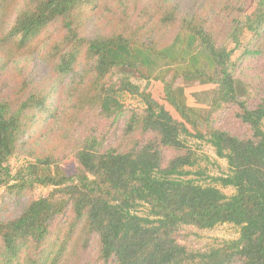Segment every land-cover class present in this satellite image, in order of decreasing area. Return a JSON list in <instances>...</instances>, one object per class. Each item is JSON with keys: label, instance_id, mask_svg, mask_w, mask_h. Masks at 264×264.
Returning <instances> with one entry per match:
<instances>
[{"label": "trees", "instance_id": "obj_1", "mask_svg": "<svg viewBox=\"0 0 264 264\" xmlns=\"http://www.w3.org/2000/svg\"><path fill=\"white\" fill-rule=\"evenodd\" d=\"M247 33L242 59L264 57V0H0V57H38L48 73L0 96V264H264V94L251 100L254 77L233 58ZM159 63L167 69L152 76ZM118 69L160 81L161 102L124 80L120 91L140 95L144 110L123 106L111 86ZM70 78L57 145L21 155ZM186 84L213 89L195 108ZM227 112L246 134L226 128ZM120 119L121 133L109 131ZM188 138L207 142L230 173L208 185L187 179L197 163ZM37 187L51 190L36 198ZM225 224L237 239L181 242L185 228Z\"/></svg>", "mask_w": 264, "mask_h": 264}, {"label": "rangeland", "instance_id": "obj_2", "mask_svg": "<svg viewBox=\"0 0 264 264\" xmlns=\"http://www.w3.org/2000/svg\"><path fill=\"white\" fill-rule=\"evenodd\" d=\"M254 9L255 5L250 7L246 14H251ZM50 30L57 35L59 32L58 24H53ZM250 38V33H247L242 37V46L235 50L233 58L240 59L244 75H248L250 78L254 77V82L248 79L254 87L250 88L249 86L247 88L249 90V95H251V100H256L264 94V57L256 56L242 59L246 45L248 44ZM185 47L186 46H184L183 43H179L177 50L181 51V49ZM230 48H233V46ZM37 58L38 57L21 58L7 65L5 63L7 59L0 57V96H7L12 93L15 88L20 86L19 82L33 80L34 85H41L42 83L40 82L47 79V69L41 61L37 60ZM78 68L76 71H78ZM165 69H167V65L159 63L157 66L153 67L151 74L152 76H156ZM70 80L71 78L62 83L61 89L53 93V98L48 104V107L51 108L50 114L46 113L45 115H41L33 121L31 129L28 130L21 142V155L30 151L39 152L48 150L52 146L57 145L55 139L58 129L60 128L58 127L57 122L59 118L61 119L68 111V104L65 103L66 92L68 90L66 84H68ZM124 80H129L132 84L137 85L140 93L151 92L156 100L161 102L163 99V85L160 81L155 78H150L149 80L139 79L138 75L130 70L118 69L111 77V86L115 91L117 90V93L115 94L116 99H118L120 103L128 109L141 114L144 110V104L140 95L134 94L131 91H120ZM182 89L187 105L198 108L201 107V105L197 96L209 93L213 87L205 84H199L197 86H190L189 84H186L183 85ZM223 118H225L224 124L228 130H231L233 133L238 135L246 134L245 127L235 119L233 112L225 113ZM125 123V119H120L116 127L109 131L119 134L121 133ZM96 125L97 123L93 124V126ZM109 127L110 125L104 124V131H107ZM112 142H114V136H112L109 144ZM43 143H47V145L43 148L37 147ZM186 146L194 152L197 160L195 167L187 169V171L191 174L187 179L193 180L201 185H208L212 183L213 178L223 177L230 173L227 162L224 159L219 158L216 155L215 150L207 142L188 138ZM18 164L21 163L17 160L12 161V166L14 168H17ZM63 167L69 175L75 174L77 171L76 164L72 158L67 159L66 162H64ZM217 187L221 189L220 186ZM50 190V188L37 187L34 190V195L36 198L47 196L50 193ZM222 191L228 196H231L234 193V191L230 188L222 189ZM2 193L3 190L0 189V196ZM147 213V208H140V215H146ZM239 232V228L227 224L219 225L210 231H198L195 228L188 227L181 233V236H183V241L181 242L190 247V249H205L209 245L216 242L237 239L239 237ZM93 256L94 249L90 250L87 259L93 260Z\"/></svg>", "mask_w": 264, "mask_h": 264}]
</instances>
